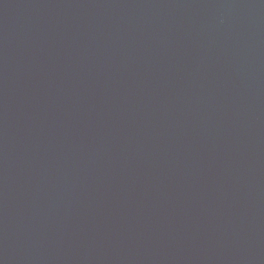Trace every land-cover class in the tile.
Returning a JSON list of instances; mask_svg holds the SVG:
<instances>
[{
	"label": "water",
	"instance_id": "1",
	"mask_svg": "<svg viewBox=\"0 0 264 264\" xmlns=\"http://www.w3.org/2000/svg\"><path fill=\"white\" fill-rule=\"evenodd\" d=\"M0 264H264V0H0Z\"/></svg>",
	"mask_w": 264,
	"mask_h": 264
}]
</instances>
